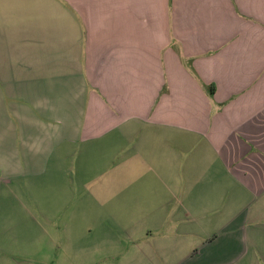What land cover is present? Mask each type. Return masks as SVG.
Segmentation results:
<instances>
[{
  "label": "crops",
  "instance_id": "1",
  "mask_svg": "<svg viewBox=\"0 0 264 264\" xmlns=\"http://www.w3.org/2000/svg\"><path fill=\"white\" fill-rule=\"evenodd\" d=\"M0 264H264V0H0Z\"/></svg>",
  "mask_w": 264,
  "mask_h": 264
}]
</instances>
